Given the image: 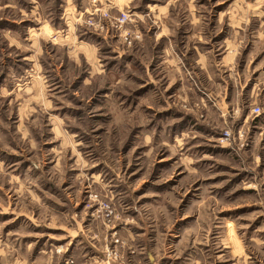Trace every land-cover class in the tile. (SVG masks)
Returning a JSON list of instances; mask_svg holds the SVG:
<instances>
[{
  "label": "rangeland",
  "instance_id": "rangeland-1",
  "mask_svg": "<svg viewBox=\"0 0 264 264\" xmlns=\"http://www.w3.org/2000/svg\"><path fill=\"white\" fill-rule=\"evenodd\" d=\"M77 1L0 0V264H264V0Z\"/></svg>",
  "mask_w": 264,
  "mask_h": 264
},
{
  "label": "crops",
  "instance_id": "crops-1",
  "mask_svg": "<svg viewBox=\"0 0 264 264\" xmlns=\"http://www.w3.org/2000/svg\"><path fill=\"white\" fill-rule=\"evenodd\" d=\"M105 1V0H104ZM117 1V0H116ZM76 2H78L77 0H76ZM75 2V0H69V2H68V6L67 7H69L68 9H65L66 11L67 10H70V12H71V15H72V13H73V11H76L77 10V7H79V5H81L82 3L81 2H79V4L78 3H76ZM119 2V4H117L118 5V9L117 10H120V12H124V11H121V8L123 7V6H127V5H130V3H132V0H119L118 1ZM84 3V2H83ZM86 4V3H85ZM84 4V5H85ZM83 5V4H82ZM84 5H83V7H84ZM91 6V5H90ZM100 6V8L101 9H104L105 7H102L101 5H99ZM88 8V7H87ZM85 9L84 10V12L82 11L81 12V14H82V16H84L85 15V18H87V14L89 13V11L90 10H92V9ZM32 9H34V7H32ZM64 10V11H65ZM104 10H107V9H104ZM111 10V9H110ZM164 10V8L162 7L161 8V10H158L155 14H154V17H153V20L155 21V22H157V23H159L160 25H161V27H160V29H159V31H158V33L160 34V33H166V32H168V28L166 27V25H165V21L168 19V18H170L171 17V15H168L166 12H164L163 11ZM65 11V12H66ZM32 12H34V11H29L28 13H27V15L29 16V18H32L33 17V15H32ZM112 12V11H111ZM116 12V11H115ZM64 19V18H63ZM27 21V20H26ZM29 22V21H28ZM26 33H27V31H26ZM198 33H199V35H201L202 34V32L201 31H198ZM240 33V32H239ZM77 34V33H76ZM200 37H202V36H200ZM104 41H106L105 43H107V38L105 37L104 39H103ZM200 42H201V40H200ZM104 43V44H105ZM166 45L164 46V55H165V59L162 61V65L165 67V69H166V71H168L170 74H172L174 71H178V70H180V67L179 66H177L176 65V63H175V60H174V57H173V55H172V51H171V49H170V45H169V41L168 40H166ZM76 46V45H75ZM201 44L199 45V50H198V48L197 47H194V50H195V53H197V54H199V55H201L202 56V54H204V52L202 51V50H200L201 48ZM76 48L79 50V47H77L76 46ZM80 48H82V47H80ZM96 49L94 48V51H93V53H91V57H93L94 59H97L96 57H95V53H96V51H95ZM225 50H226V52H225V54H223V57H222V61H225L226 62V65H223L224 67H218V68H216V67H213V68H215V69H217V72L216 73H214V75H211L210 73H208L207 74V78L209 79V77H210V80H212L214 83H218V84H220L222 87H224V91H223V102H225L226 100H227V94H228V86L229 85H231V84H229L228 82H227V79H225V78H220V73L222 72V73H224V72H229V76H230V74L231 75H233V73H234V71H235V64H234V62H235V59H236V57H232V51L230 50V47L228 46V45H225ZM79 51H81V50H79ZM83 52V51H82ZM89 52H92V50L91 51H89ZM95 52V53H94ZM200 64V63H199ZM221 73V74H222ZM213 74V73H212ZM235 75H236V73H235ZM224 77V76H223ZM230 78V77H229ZM186 131H188V130H185V131H183L182 133H181V135H182V137H183V140L182 139H179V136H176L175 138H174V141H178L179 143H180V145L181 144H183V142H184V136L185 135H187L186 133ZM186 132V133H185ZM189 132V131H188Z\"/></svg>",
  "mask_w": 264,
  "mask_h": 264
},
{
  "label": "built area",
  "instance_id": "built-area-1",
  "mask_svg": "<svg viewBox=\"0 0 264 264\" xmlns=\"http://www.w3.org/2000/svg\"><path fill=\"white\" fill-rule=\"evenodd\" d=\"M109 12H110L109 10L108 11L106 10V11H103V12H100L98 10L91 11V12H89L87 14V18L84 21V24L86 26H89V27H94L95 30H103L102 19L103 18L110 19L109 18V16H110ZM131 21H132V19H131V15H130L129 11L120 12V16H119V18L117 20V22L119 24V26H118L119 30L121 32H123L122 29L124 28V26L126 24L129 25V23H131ZM132 32L133 33H131V32L130 33L132 34V36H134L135 39H140L141 38L139 33H137V31H132ZM127 33L124 35V37H125L126 43L128 42L129 45H130L131 42L127 38ZM55 37L57 38L56 32H55V34L51 35L52 39L55 38ZM252 111H253V113H256V114L260 113V109L259 108H254ZM231 140H232L231 133L230 132H225V134L222 135V138H221L220 141H221V143H229V142H231Z\"/></svg>",
  "mask_w": 264,
  "mask_h": 264
}]
</instances>
